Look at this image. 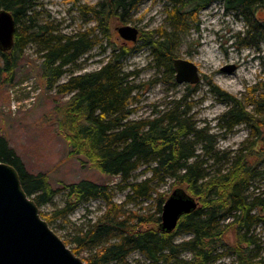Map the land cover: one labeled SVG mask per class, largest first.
Listing matches in <instances>:
<instances>
[{
  "label": "trees",
  "instance_id": "16d2710c",
  "mask_svg": "<svg viewBox=\"0 0 264 264\" xmlns=\"http://www.w3.org/2000/svg\"><path fill=\"white\" fill-rule=\"evenodd\" d=\"M142 1L99 0L90 7L92 28L62 36L54 35L55 30L48 26L26 25L22 21L35 0H0V10L9 12L16 26L12 49L0 51L3 71L15 61L8 57L9 53L22 54L29 44L35 43L40 46L49 84L55 83L68 66L75 65L97 46L99 37H110L114 21L123 22L124 14ZM164 1L169 9L170 33L159 32L157 37L147 33L141 39L144 38L143 46L152 51L155 62L163 63L170 75H174L172 62L178 34L196 23L199 12L214 3L222 6L226 16L234 15L244 22V30L230 38L236 48L258 50L264 43V19L255 16L258 10L264 11V0ZM110 53L100 69L72 76L56 87L58 94H72L64 105L58 129L65 136L72 157L81 158L102 176L119 177L129 191L126 202L132 197L151 200L155 203L153 212L124 210L125 204L115 203L106 183L81 180L54 189L44 174L27 172L3 138L0 162L17 171L22 189L39 209L50 204L57 194H64L63 208L40 212L50 228L65 220L79 204L90 200L104 203L105 211L94 222L63 240L85 264H126L128 256L134 253L143 256L147 264H215L226 256L234 257L228 264H259L249 257V246L254 244L249 235L254 226L264 224V197H253L247 192L264 174V148L259 145L264 141L260 131L264 122V79L258 84V91L252 88L253 93L261 92L262 100L247 103L209 83L211 93L227 104L215 127L230 133L244 124L253 139L245 148L219 152L209 129L198 128L187 117L185 97L173 102L164 113L129 121L134 88L127 82L128 75L121 72L120 61L130 51L112 46ZM142 167L149 176L130 182L133 173ZM167 179L177 193L193 198L197 204L194 210L179 217L170 232L160 227L162 205L168 196L157 190ZM229 233L233 234V241L225 244ZM182 235L189 239L177 244L176 239ZM223 248L226 250L222 251ZM182 253L191 257L183 260L179 258Z\"/></svg>",
  "mask_w": 264,
  "mask_h": 264
},
{
  "label": "rangeland",
  "instance_id": "374dc122",
  "mask_svg": "<svg viewBox=\"0 0 264 264\" xmlns=\"http://www.w3.org/2000/svg\"><path fill=\"white\" fill-rule=\"evenodd\" d=\"M97 2L99 0H35L22 21L26 25L48 26L55 30L54 35L73 36L93 27L90 7ZM168 12L164 0L142 1L124 14L123 22L114 21L109 38L99 37L97 46L75 65L68 66L53 84H49L43 71L38 44H29L22 54L9 53L8 57L15 61L7 71H3V61L0 59V138L19 157L27 172L44 174L54 189L81 180L106 183L113 192L115 203L125 204L124 210L138 214L154 211L155 203L151 200L132 197L126 202L129 191L119 177L102 176L81 158L72 157L65 136L58 129L64 105L72 94H58L56 87L72 76L100 69L107 63L112 46H123L130 51L120 61L121 72L128 75L127 82L134 88L131 99L133 113L129 121L144 120L164 113L173 106V102L185 97L184 104L189 107L187 117L198 128L209 129L217 151L231 153L245 148L253 140L249 138L250 129L244 124L235 127L230 133L215 127L217 119L227 110V104L211 93L209 83L244 103L261 101V92L253 93L252 88L258 91V84L264 79V43L259 45L258 50L236 48L230 38L232 34L244 30V22L234 15L225 16L222 6L214 3L199 12L196 23L192 22L187 30L178 34L173 53V60L193 63L198 68L200 80L194 85L176 84L174 75L166 71L162 61V65L155 62L152 51L143 46L144 38L141 39L147 33L155 37L159 32L170 33ZM255 16L256 19H264V11L260 9ZM125 25L137 29L139 35L136 42H124L118 36L116 29ZM226 65H235L236 71L232 74L220 72ZM260 131L264 138V122ZM259 145L264 148V141ZM148 176L145 167H142L133 173L130 182H140ZM174 189L175 185L170 179L157 188L166 197ZM262 193L264 174L255 180L247 192L253 197H264ZM64 206L65 196L59 193L50 204L39 210L50 213ZM104 211L105 205L101 200L87 201L79 204L65 220L55 223L51 229L65 240L69 234L86 228ZM249 236L254 241L249 246L250 259L264 264V224L254 226ZM187 239L189 236L182 235L175 242L178 244ZM232 241L233 234H227L225 244ZM190 257L189 253L179 256L183 260ZM233 260L234 257L226 256L215 264H228ZM126 264L147 262L143 256L134 253L128 256Z\"/></svg>",
  "mask_w": 264,
  "mask_h": 264
},
{
  "label": "water",
  "instance_id": "95a60500",
  "mask_svg": "<svg viewBox=\"0 0 264 264\" xmlns=\"http://www.w3.org/2000/svg\"><path fill=\"white\" fill-rule=\"evenodd\" d=\"M15 22L12 15L0 10V51L13 47ZM124 42H136L138 31L125 25L116 29ZM176 84L194 85L199 82L198 68L191 62L174 59ZM235 65H226L220 72L232 74ZM193 198L172 191L162 205L161 230L170 232L181 215L196 208ZM0 264H85L50 228L40 216L35 202L22 189L17 171L0 162Z\"/></svg>",
  "mask_w": 264,
  "mask_h": 264
},
{
  "label": "flooded vegetation",
  "instance_id": "af4514ba",
  "mask_svg": "<svg viewBox=\"0 0 264 264\" xmlns=\"http://www.w3.org/2000/svg\"><path fill=\"white\" fill-rule=\"evenodd\" d=\"M74 1H77V0H74ZM259 11V10H258Z\"/></svg>",
  "mask_w": 264,
  "mask_h": 264
},
{
  "label": "bare ground",
  "instance_id": "6f19581e",
  "mask_svg": "<svg viewBox=\"0 0 264 264\" xmlns=\"http://www.w3.org/2000/svg\"><path fill=\"white\" fill-rule=\"evenodd\" d=\"M226 16V15H225Z\"/></svg>",
  "mask_w": 264,
  "mask_h": 264
}]
</instances>
